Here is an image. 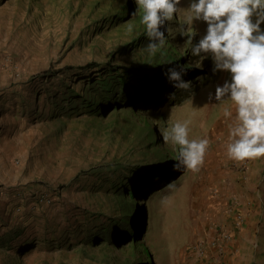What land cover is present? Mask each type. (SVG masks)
<instances>
[{
  "label": "rangeland",
  "instance_id": "1",
  "mask_svg": "<svg viewBox=\"0 0 264 264\" xmlns=\"http://www.w3.org/2000/svg\"><path fill=\"white\" fill-rule=\"evenodd\" d=\"M189 6L181 0L180 18ZM136 8L135 0H0V264H192L197 244L244 223L238 188L255 160L228 158L214 95L230 73L214 72L211 54L192 55L178 13L151 55ZM194 27L196 43L207 22ZM172 65H190V88L169 82L146 101L118 105L104 96V78L117 88L119 74L148 68L158 86ZM184 119L190 139L209 141L197 170L175 169L179 146L161 137V127Z\"/></svg>",
  "mask_w": 264,
  "mask_h": 264
},
{
  "label": "clouds",
  "instance_id": "2",
  "mask_svg": "<svg viewBox=\"0 0 264 264\" xmlns=\"http://www.w3.org/2000/svg\"><path fill=\"white\" fill-rule=\"evenodd\" d=\"M180 2L135 0L137 8L133 15L142 12L147 51L155 56L166 45L162 26L176 19L178 13L179 33L187 37L192 55L211 54L213 71L230 73V79L218 84L214 94L227 123L228 158L243 161L264 157V0H190L182 18ZM197 20L207 22V31L194 43ZM135 27L131 22L126 25L129 33ZM167 31L172 35L170 26ZM189 66L172 65L164 70V75L174 87L188 89L191 81L183 75ZM170 95L174 97L175 93ZM209 96L211 99L212 94ZM226 101H230V106ZM191 124V119L176 120L160 128L166 144L179 146L178 154L173 157V167L177 170H197L204 162L209 141L204 137L190 139Z\"/></svg>",
  "mask_w": 264,
  "mask_h": 264
},
{
  "label": "crops",
  "instance_id": "3",
  "mask_svg": "<svg viewBox=\"0 0 264 264\" xmlns=\"http://www.w3.org/2000/svg\"><path fill=\"white\" fill-rule=\"evenodd\" d=\"M253 160L249 183L238 188L244 223L239 228L232 224L233 240L225 251L205 243L192 249L188 254L192 264H264V157Z\"/></svg>",
  "mask_w": 264,
  "mask_h": 264
},
{
  "label": "trees",
  "instance_id": "4",
  "mask_svg": "<svg viewBox=\"0 0 264 264\" xmlns=\"http://www.w3.org/2000/svg\"><path fill=\"white\" fill-rule=\"evenodd\" d=\"M92 65H94L93 62L90 63L87 67L88 68L92 67ZM145 70H146L145 72H142V75L140 74L137 76H135L136 73L133 72L132 70L131 71L129 70V72H127L126 74H121V75L119 74L120 78L118 80L119 81L118 83H120V84L117 88L112 86L111 80L104 78L102 81V84L104 85L103 89L105 91L104 96H106V98L108 97L111 101H113V103L115 105H118L121 101L124 102V101H128V100L131 101L132 103H139L142 101V98L144 99V101H146L145 99L149 95L155 94V93L160 92V91L165 92L167 90V86H168L167 83L169 84V80L165 79L164 83H162L161 85L153 86V83L149 79L150 73L147 72V70H149V69L147 68ZM150 75H152L153 77L155 76V78H156L158 74H157V72H154L153 74H150ZM157 80H158V78H157ZM130 87L133 88V91L135 92L136 96H130V94H129V88ZM119 88H121V90L126 89V92L124 93V95H122L118 98L117 90ZM158 90H160V91H158ZM155 175L156 174H154V173L151 174V178H154ZM152 180H148L145 183L151 184ZM130 194L133 197V195H134L133 191H131Z\"/></svg>",
  "mask_w": 264,
  "mask_h": 264
},
{
  "label": "built area",
  "instance_id": "5",
  "mask_svg": "<svg viewBox=\"0 0 264 264\" xmlns=\"http://www.w3.org/2000/svg\"><path fill=\"white\" fill-rule=\"evenodd\" d=\"M242 215H238L237 221L235 222L236 225H241L242 223ZM231 230L229 228L222 227L216 236H214L208 243L210 248H218L221 251H225L227 246L231 243L233 240V235L230 232ZM206 241H202L201 243L197 244V248L200 249L201 246L205 243Z\"/></svg>",
  "mask_w": 264,
  "mask_h": 264
}]
</instances>
